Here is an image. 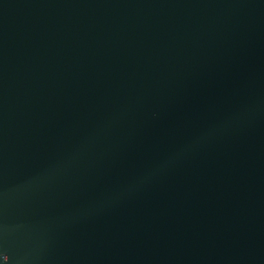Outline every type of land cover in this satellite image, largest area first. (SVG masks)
Masks as SVG:
<instances>
[{"label": "water", "instance_id": "obj_1", "mask_svg": "<svg viewBox=\"0 0 264 264\" xmlns=\"http://www.w3.org/2000/svg\"><path fill=\"white\" fill-rule=\"evenodd\" d=\"M0 264H264V0H0Z\"/></svg>", "mask_w": 264, "mask_h": 264}]
</instances>
